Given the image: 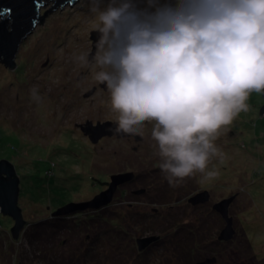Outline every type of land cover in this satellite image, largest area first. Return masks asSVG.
Returning <instances> with one entry per match:
<instances>
[{
	"label": "rangeland",
	"instance_id": "rangeland-1",
	"mask_svg": "<svg viewBox=\"0 0 264 264\" xmlns=\"http://www.w3.org/2000/svg\"><path fill=\"white\" fill-rule=\"evenodd\" d=\"M97 22L90 0L58 6L19 43L14 67L0 60V159L11 160L15 167L18 204L24 208V225L16 237L8 234L13 220L0 213V241L6 237L0 242V264H195L206 256L215 257L208 264H264L263 93L251 92L249 109L219 129V152L207 166L215 175L196 170L181 189L176 184L173 189L159 166L152 121L131 135H104L97 143L81 129L87 120L96 125L119 117L105 83L94 76ZM81 52L88 53L87 63L76 59ZM51 161L53 175L45 177ZM130 171L140 179L118 183L111 206L100 207L104 218L74 222L75 211L62 214L69 219L60 228L44 222V215L49 220L58 207L90 200L107 189L100 181L110 183L111 175ZM153 186L169 188L170 193L157 196ZM142 187L144 193L133 194ZM202 190L209 199L191 206L188 197ZM230 196L234 198L228 213L235 234L217 242L225 222L212 204ZM33 227L42 228V239L25 236ZM194 230L203 237L192 240ZM149 236L157 238L138 250L136 239ZM9 237L14 240L10 245ZM175 238L185 244L184 256L174 248Z\"/></svg>",
	"mask_w": 264,
	"mask_h": 264
},
{
	"label": "clouds",
	"instance_id": "clouds-1",
	"mask_svg": "<svg viewBox=\"0 0 264 264\" xmlns=\"http://www.w3.org/2000/svg\"><path fill=\"white\" fill-rule=\"evenodd\" d=\"M90 10L94 76L119 111L116 130L152 121L170 184L196 170L215 175L207 166L219 129L264 91V0H90Z\"/></svg>",
	"mask_w": 264,
	"mask_h": 264
},
{
	"label": "water",
	"instance_id": "water-1",
	"mask_svg": "<svg viewBox=\"0 0 264 264\" xmlns=\"http://www.w3.org/2000/svg\"><path fill=\"white\" fill-rule=\"evenodd\" d=\"M77 0H0V60L10 68L15 66V54L18 50L19 43L26 38L36 24L43 19V15L56 9L58 6L72 5ZM93 39L96 40L99 32H95ZM96 44V43H95ZM95 44L94 50L95 52ZM106 84H104V87ZM263 99H264V91ZM259 113L264 114V103L260 108ZM118 121H97L94 125L92 121L87 120L85 126L81 129L88 139L97 143L104 135L115 137H123L124 135H131L129 132H118ZM136 139H140L136 135ZM133 172H125L111 175V182L108 183V188L102 190L94 195L90 200H83L78 202L66 203L53 211V214H66L75 211H82L86 209H99L111 203L112 195L117 189L118 183L124 180L130 181L133 179ZM143 189H138L135 193L142 192ZM19 195V176L16 174L14 165L6 160L0 159V213L10 216L13 220V225L10 228L11 235L16 237L19 230L24 225V219L21 213V208L18 205ZM234 196L225 197L212 204V209L215 212H220L225 225L219 231L217 238L219 240H230L234 234L232 217L228 213V205ZM209 199L207 190H202L194 195L188 197V202L192 205L198 202H206ZM157 236H149L144 238H137V248L140 250L145 247L150 241L156 239ZM215 257L205 258L203 261L196 264H208L213 262Z\"/></svg>",
	"mask_w": 264,
	"mask_h": 264
},
{
	"label": "trees",
	"instance_id": "trees-1",
	"mask_svg": "<svg viewBox=\"0 0 264 264\" xmlns=\"http://www.w3.org/2000/svg\"><path fill=\"white\" fill-rule=\"evenodd\" d=\"M263 97V96H262ZM99 141V140H98ZM8 161H11V160H9L8 159ZM12 163V162H11ZM13 164V163H12ZM54 166H55V163L53 162V161H51L50 162V165H49V168H47L46 169V176L45 177H50L51 175H53V172H52V169L54 168ZM16 171V170H15ZM16 174H17V172H16ZM134 179H133V181H131V184L132 183H135V182H137L140 178L138 177V175H134V177H133ZM186 179V181H188V176L186 175V176H184L183 177V179H180L182 182H178V183H174V184H172V186H173V189L175 188V184H176V189L177 190H179V189H181V185H183V183H184V181L183 180H185ZM196 181H197V179H196ZM199 182V181H198ZM100 183L102 184V186L101 187H107L108 185V180H104V181H100ZM127 183H129V182H127ZM185 184V183H184ZM100 187V188H101ZM139 189H143L142 190V192H144V191H146V188L145 187H142V188H139ZM169 189V188H168ZM168 189L167 190H164L162 187H160V186H153V189H152V191L154 192V194L155 195H157V196H160V197H164L165 195H167V194H169L170 192L168 191ZM121 189H119L118 188V191H120ZM136 190H138V189H136ZM136 190H133V191H136ZM142 192H140V193H133V194H135V195H137V194H142ZM160 193V194H159ZM18 197H19V195H18ZM33 204H37V203H35V202H33ZM19 205V204H18ZM113 205H114V203H113ZM195 205H198V204H195ZM195 205H192L191 204V206H195ZM109 206H111V204L109 203V204H107V205H105V206H103L102 208L103 209H105V208H108ZM21 208V207H20ZM23 208V207H22ZM22 208H21V212H23L22 211ZM24 209V208H23ZM101 208H99V209H88V210H92L90 213L89 212H85V211H79V212H77V213H74L73 215H72V219H74L75 221L74 222H76L77 220L76 219H82L81 217H83L84 219H86L87 220V218L89 219V218H104L105 217V213H104V210L102 209V210H100ZM154 211L155 210H158V211H160L158 208H152ZM212 209V208H211ZM54 211V210H53ZM53 211H52V213H53ZM87 211V210H86ZM145 210H142L141 212L143 213ZM141 212H139L140 213V215H142V213ZM161 212V211H160ZM215 212V211H214ZM51 213V212H50ZM51 213V215H50V218H49V220H45V215H44V217L43 216H40V217H43V220H44V222L45 221H49V223H50V225H49V227L51 228V227H55V226H57V227H61V226H63V224L64 223H66V219H69V218H66V216H60V215H56V214H52ZM216 214H217V212H215ZM2 214V213H1ZM145 214V213H144ZM4 215V214H3ZM7 216V215H6ZM10 217V216H9ZM219 217H221V216H219ZM39 218V217H38ZM38 218H36V219H38ZM222 218V217H221ZM223 219V218H222ZM82 221V220H81ZM25 222L26 223H28L26 220H25ZM38 224H39V222H37ZM13 225V224H12ZM200 226H201V228L203 227V225L202 224H200ZM34 229L32 230V231H29L28 229L27 230H25L24 231V233H25V236L26 237H29V235H30V238H29V240H31V236H32V239H42V234H43V231H42V228H40V229H38L37 227L35 228V227H33ZM47 228L46 227H44V230H46ZM202 230V229H201ZM1 231V230H0ZM194 233H192V235H191V238H192V240H195L196 241V239H194L195 238V236L198 238V237H203V235H204V233H200L198 230H194L193 231ZM185 233H190L189 231L188 232H185ZM8 234L9 235H11V232L10 231H8ZM13 237V236H12ZM10 238V240H9V242H8V244L10 245L11 244V242L12 241H14V240H12L11 241V237H9ZM4 239H6V237H2V239H1V241L0 242H2ZM95 240V239H94ZM198 240V239H197ZM170 241H171V239H170ZM194 241V242H195ZM217 242L219 241V239H217L216 240ZM171 243V242H170ZM175 243H176V245L175 244H173L172 243V245H175L174 246V248L176 249V250H178L177 251V253L179 252V253H181V255L182 256H184L185 255V253H186V251H185V244L183 243V241L182 240H180V238L179 239H177V238H175ZM219 244L220 245H223V244H225V243H222V242H219ZM171 245V246H172ZM195 245V244H194ZM136 246H137V242H136ZM196 246H197V242H196ZM213 248H215V247H213ZM209 250V249H208ZM215 249H212V251H214ZM206 258H208V256H206ZM203 260L205 259L204 257L202 258ZM203 260H198V261H196L195 262V264L197 263V262H200V261H203ZM50 262H48V263H46V264H49ZM53 263H55V261H53Z\"/></svg>",
	"mask_w": 264,
	"mask_h": 264
},
{
	"label": "flooded vegetation",
	"instance_id": "flooded-vegetation-1",
	"mask_svg": "<svg viewBox=\"0 0 264 264\" xmlns=\"http://www.w3.org/2000/svg\"><path fill=\"white\" fill-rule=\"evenodd\" d=\"M144 192H145V191H144ZM144 192H142V193H144ZM198 205L200 206V205H202V204H198ZM198 205H195V206H198ZM218 255L220 256V254H219V253H218Z\"/></svg>",
	"mask_w": 264,
	"mask_h": 264
}]
</instances>
